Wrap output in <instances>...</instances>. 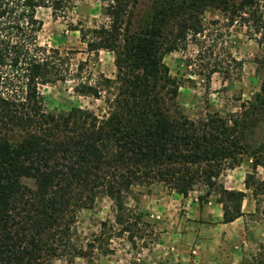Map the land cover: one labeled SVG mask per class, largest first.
<instances>
[{
  "label": "trees",
  "instance_id": "trees-1",
  "mask_svg": "<svg viewBox=\"0 0 264 264\" xmlns=\"http://www.w3.org/2000/svg\"><path fill=\"white\" fill-rule=\"evenodd\" d=\"M73 1L0 0V264L87 258L73 242L77 213L108 197L116 225L130 232L125 201L136 185L163 184L183 197L205 186L220 196L222 223H232L243 216L245 193L218 180L244 159L253 171L245 188L264 204V181L254 175L264 168V142L254 141L264 132V57L250 100L228 118L213 113L197 121L166 114L178 87L163 62L203 33L202 17L210 12L240 18L264 46L262 0H100L109 26L94 29L87 46L114 55L116 76L74 89L105 95L100 117L80 108L47 112L39 92L66 82L70 70L58 50L38 44L37 10L57 17ZM252 264H264V256Z\"/></svg>",
  "mask_w": 264,
  "mask_h": 264
},
{
  "label": "rangeland",
  "instance_id": "rangeland-1",
  "mask_svg": "<svg viewBox=\"0 0 264 264\" xmlns=\"http://www.w3.org/2000/svg\"><path fill=\"white\" fill-rule=\"evenodd\" d=\"M105 5L100 0H74L73 7L57 17L50 9L37 10L43 23L38 44L58 50L70 70L66 82L39 87L47 112L80 108L99 117L106 114L104 94L96 99L74 90L79 83L96 85L101 77L116 76L114 55L91 52L87 46L94 29L109 26ZM202 23L203 33L188 37L178 51L164 57L178 87L175 101L165 103L170 119L197 121L213 113L228 118L260 87L257 61L264 57V46L250 26L221 12L205 14ZM254 141L264 142V132ZM251 165L244 159L218 180L227 190L245 193L243 216L229 224L222 223L220 196L202 185L187 197L163 184L133 186L125 201L130 232L116 225L113 202L97 198L92 208L77 213L73 242L88 257L76 258L73 264L255 263L264 256V204L262 197L245 188L246 175L253 173ZM254 175L264 181V168L258 167ZM52 264L68 263L58 259Z\"/></svg>",
  "mask_w": 264,
  "mask_h": 264
}]
</instances>
